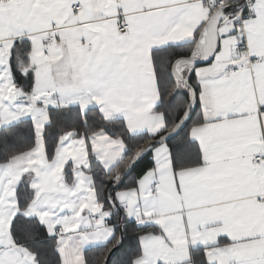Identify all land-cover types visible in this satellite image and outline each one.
<instances>
[{"label":"snow or ice","instance_id":"obj_1","mask_svg":"<svg viewBox=\"0 0 264 264\" xmlns=\"http://www.w3.org/2000/svg\"><path fill=\"white\" fill-rule=\"evenodd\" d=\"M0 264H264V0H0Z\"/></svg>","mask_w":264,"mask_h":264},{"label":"trees","instance_id":"obj_2","mask_svg":"<svg viewBox=\"0 0 264 264\" xmlns=\"http://www.w3.org/2000/svg\"><path fill=\"white\" fill-rule=\"evenodd\" d=\"M128 179H129V178H127V177L125 178V182H126V183H127ZM93 254H94V253L90 252V253H89V256L91 257Z\"/></svg>","mask_w":264,"mask_h":264}]
</instances>
